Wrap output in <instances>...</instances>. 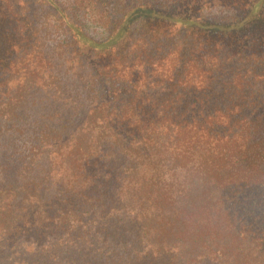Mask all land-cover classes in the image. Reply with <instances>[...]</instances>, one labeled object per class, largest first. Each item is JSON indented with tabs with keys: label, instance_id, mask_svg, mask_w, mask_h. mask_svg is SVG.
Instances as JSON below:
<instances>
[{
	"label": "trees",
	"instance_id": "obj_1",
	"mask_svg": "<svg viewBox=\"0 0 264 264\" xmlns=\"http://www.w3.org/2000/svg\"><path fill=\"white\" fill-rule=\"evenodd\" d=\"M68 1L0 0V257L264 264V0Z\"/></svg>",
	"mask_w": 264,
	"mask_h": 264
},
{
	"label": "rangeland",
	"instance_id": "obj_2",
	"mask_svg": "<svg viewBox=\"0 0 264 264\" xmlns=\"http://www.w3.org/2000/svg\"><path fill=\"white\" fill-rule=\"evenodd\" d=\"M59 1L65 5L69 4L68 0H59ZM162 1L163 0H152V2L157 4L161 3ZM206 16L212 20L226 21V20H230L233 17V12L229 9H225V8L222 9L221 7H215V8H210L206 12ZM87 29L89 34H91L94 37L98 38L102 36V30L94 25L89 24L87 26ZM58 39H59L58 34H55L53 29L51 28V30L49 31V35L47 36V44L49 45V47L53 48L56 45ZM26 147H27V143L25 142V140H18V142L12 143L10 139H7V136H4L3 139H0V166H4V167L6 166L7 168L6 170L8 171V173L11 172L9 173L8 179H11V177L14 176L19 165H21L23 161L24 149ZM41 233H43V231H39L38 233L32 232L31 236H28V239L24 240V242H22L18 246L17 252L24 253L26 257L31 256V251H34L36 249V246L37 247L41 246V244L47 238L46 236H43V234ZM28 240L33 241L34 244L32 246H29V243L31 242H28ZM0 264H9V262L7 263L6 259L0 257Z\"/></svg>",
	"mask_w": 264,
	"mask_h": 264
}]
</instances>
